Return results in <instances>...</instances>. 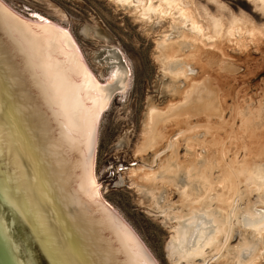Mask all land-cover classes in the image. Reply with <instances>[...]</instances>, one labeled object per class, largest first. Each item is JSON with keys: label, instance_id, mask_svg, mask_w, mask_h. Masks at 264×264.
Instances as JSON below:
<instances>
[{"label": "rangeland", "instance_id": "rangeland-1", "mask_svg": "<svg viewBox=\"0 0 264 264\" xmlns=\"http://www.w3.org/2000/svg\"><path fill=\"white\" fill-rule=\"evenodd\" d=\"M2 5L27 21L40 20L71 30L72 39L93 77L98 76L101 85L116 87L100 118L94 146L95 175L101 200H105L118 217L125 219L139 243L150 250L156 264H173L166 255L173 229L162 223V213L142 204L140 194L130 185L128 176V172L137 166L154 170L157 165L154 161L166 157L167 153L163 154V151L162 154L161 151L157 154L149 152L145 163L136 154V149L142 142L149 109L153 106L163 108L176 101L185 88L183 76L165 72L161 66L157 45L164 39L167 43L185 45L187 49L180 52L189 56L196 44L218 55L222 61L220 65H223L221 68L215 66L211 73L219 78L216 81L222 85L223 92H227L222 99L225 101V121L230 118L235 105L247 104L250 111L264 115V1L3 0ZM197 65L194 62L188 64L189 76L198 78L202 75L203 71ZM114 72L120 73L119 85L117 79L111 78ZM236 126L238 131L239 120ZM181 145V159L193 150L198 160L207 155L202 147ZM231 151L228 155L232 159L235 150ZM241 152L239 160L243 158ZM219 175L221 170L217 168L214 177ZM241 189L244 191L243 186ZM243 197V200L237 198L235 201L240 209L238 213L257 200L255 194H243ZM170 198L168 204L172 205L177 202L178 195L172 192ZM238 231L236 226L227 247L233 248H225L221 252L223 256L237 249L242 236ZM221 253L207 254L195 264H233L225 257L220 258ZM248 264H264V249L256 261Z\"/></svg>", "mask_w": 264, "mask_h": 264}, {"label": "water", "instance_id": "water-1", "mask_svg": "<svg viewBox=\"0 0 264 264\" xmlns=\"http://www.w3.org/2000/svg\"><path fill=\"white\" fill-rule=\"evenodd\" d=\"M0 0V264H156L99 199L95 148L107 86L71 30Z\"/></svg>", "mask_w": 264, "mask_h": 264}, {"label": "bare ground", "instance_id": "bare-ground-1", "mask_svg": "<svg viewBox=\"0 0 264 264\" xmlns=\"http://www.w3.org/2000/svg\"><path fill=\"white\" fill-rule=\"evenodd\" d=\"M157 46L165 72L183 76L186 83L176 101L163 108L149 109L136 154L145 163L149 152L167 154L164 159L154 161L157 164L154 170L148 171L143 166L131 169L128 172L130 185L137 188L142 204L162 213V223L173 229L166 252L173 264H195L207 254L233 248L227 247L236 226L242 234L241 242L237 249L228 251L227 258L222 253L220 258L225 257L233 264L254 262L264 249V115L250 111L245 103V106L235 105L225 121L222 99L227 92H223L222 85L216 81L219 78L211 73L215 66L223 65L218 55L195 44V50L186 56L180 52L185 45L167 43L165 39ZM190 62L198 64L203 71L200 77L189 76ZM119 77V72L111 76L117 79L118 85L121 84ZM96 85L107 86L104 96L110 98L116 89L114 85H101L98 81ZM237 120L240 122L238 131L235 129ZM181 144L202 147L207 155L198 160L193 150L181 159ZM231 150H235L232 159L228 155ZM241 151L243 158L239 160ZM217 168L221 170L218 178L214 177ZM242 186L244 191H241ZM172 192L178 195V200L169 205ZM243 194H255L257 200L247 201V207L242 213L239 211L240 214L235 201L243 200ZM235 219L238 220L235 222ZM136 241L139 242L137 238Z\"/></svg>", "mask_w": 264, "mask_h": 264}]
</instances>
